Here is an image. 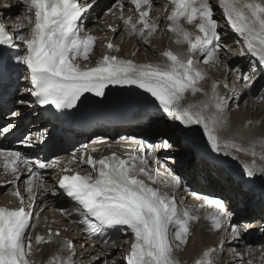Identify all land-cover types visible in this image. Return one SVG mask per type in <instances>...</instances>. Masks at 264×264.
Wrapping results in <instances>:
<instances>
[{"label":"snow or ice","instance_id":"6c2138e0","mask_svg":"<svg viewBox=\"0 0 264 264\" xmlns=\"http://www.w3.org/2000/svg\"><path fill=\"white\" fill-rule=\"evenodd\" d=\"M169 2L173 8L167 16L170 22L168 30L175 34L174 43L186 44L187 48L184 53L163 51L161 56L166 58L163 62L136 64L132 60L105 54L96 61L94 67H82L80 61L89 60L96 37L84 33L80 23L84 13L92 5H82L78 0H22L26 10L24 19L30 26V31L26 36L14 37L6 25L0 23V45L13 47L14 39L23 42L25 54L17 56L16 59L26 65L27 79L31 84L29 91L41 105H52L57 110L71 109L85 93L103 97L108 85H135L154 97L171 119L185 126L200 125L214 151L219 152L222 148H235L240 151L239 145L230 140H222L218 135L219 130L227 123L225 110L228 101L217 94L215 81L211 84L210 93H205V100L198 104L182 103L186 92L195 94L203 91L199 82L205 79L206 73L198 67L199 61L194 57L202 56L205 65L218 64L219 53L224 48L220 43V34L210 2ZM130 3L135 6L138 19L132 22V16L125 18L122 12L120 19L129 35L140 36L148 43V37L153 35L158 26L157 21L148 19L152 0H130ZM117 4L123 9L121 0H117ZM219 7L223 10L227 23L243 38L251 55L264 66V0H219ZM181 20L188 24L198 21L195 27L199 34L194 35L186 30ZM138 24L142 27L138 28ZM24 26L22 24L19 27ZM11 27L15 29L17 26ZM109 28L113 32L116 31L111 25ZM106 47L119 51V47L111 42H108ZM244 79L246 83L243 87L250 88L248 77ZM11 127L9 124L0 129V132L8 133ZM261 145L264 147V142H261ZM162 146L165 149L171 147L166 140ZM255 146L253 142L246 150L253 157L258 155ZM154 147L159 145L148 146V155H152ZM138 152L139 155L135 152L129 154L127 159H121L115 153L98 160L91 156L87 159L81 157L79 163L89 165L91 172L87 175H81L79 172L61 175L58 185L68 197L80 205L86 217H94L98 221L94 227L89 225L93 231H98L101 226H126L133 236L128 253L124 257L126 264H179L173 256L172 241H178L177 248L184 245L189 237L190 222L199 217L191 215L187 209H179L174 195L161 192L159 188L149 186L140 178L143 176L156 183V179L146 170L148 160L144 157L143 142H140ZM259 158L264 161V152L259 154ZM0 162L6 173L11 172L13 175V179L9 181L11 184L20 179V166L27 168L25 191L29 193L42 184L40 170L53 166L39 160L32 162L18 151L0 150ZM156 163L159 164V160ZM243 168L249 177L264 174V164L258 166L255 160L251 164L245 163ZM64 171L67 173L71 170ZM158 175L160 174L157 173ZM164 183L166 187L175 189L180 184V179L170 176V181ZM12 195L19 200L20 206L15 209L0 207V264H32L28 258L32 245L27 229L35 227L30 224L34 196L29 195L26 210L19 189ZM206 203L220 209L216 215L205 217L211 220L212 228L220 229L229 225L234 238H239L237 227L230 225L229 215L223 211V202L206 198ZM248 227L244 226L245 231ZM55 235L58 236L59 232ZM52 236L50 231L47 241L40 235H36L35 240L37 244L50 242ZM64 249L70 254L66 258L53 256L49 264H74L73 242L62 241L61 250ZM212 251L213 249H206L194 264H214L209 258Z\"/></svg>","mask_w":264,"mask_h":264},{"label":"bare ground","instance_id":"6f19581e","mask_svg":"<svg viewBox=\"0 0 264 264\" xmlns=\"http://www.w3.org/2000/svg\"><path fill=\"white\" fill-rule=\"evenodd\" d=\"M80 1H87L86 3L90 2V0ZM106 1L107 4L104 3L105 1H99L93 7L92 13L81 20L83 32L92 34L96 37L93 52L89 54V60L80 61L82 67L85 65L89 67L95 66L96 61L101 57L103 41L108 40L113 35L114 42L117 43L116 46H119L121 40H123V42L126 41L127 44L126 47L120 48L119 52L113 51L112 54L116 55L117 53L118 55L116 56L120 59L132 60L136 64L163 62L166 58L162 57L161 53L165 50L172 49L177 53L186 52L187 45H177L174 43L176 39L175 34L168 30L170 22L167 20V16L171 13L169 0H152V11L149 20L157 21L158 26L153 35L148 37V43H145L144 39L140 36L135 34L129 35L123 21L120 19L121 12L125 18L133 14L132 22L138 19L134 12V5L130 3V0H121L124 5V11H121V8L117 4V0ZM209 2L213 9V18L217 22L220 43L224 45V48H222L219 53L220 62L218 64L209 63L205 65L203 64L202 56L195 57V59L199 61L198 67H201L206 73L205 79L199 82V87L203 89V91L195 94L186 92L182 103L185 105L198 104L205 100V93H210L213 81L217 83L216 91L219 96L229 101L230 98L228 99L227 95H231V100L234 101L231 105L230 102H228V107L225 110L227 123L219 130L218 135L222 140H230L239 145L241 150L237 151L235 148H222L219 153L227 157L230 162L235 164L240 172L246 175L243 168L245 163L251 164L255 160L258 166L264 164V161H261L259 158V154L264 152V147L261 145V142H264V66H261L257 58L251 55L247 46L244 44L243 38L227 23L223 15V10L219 7V0H209ZM10 3L11 0H0V23L5 24L8 31L14 36L15 30L11 26L16 23L10 20L14 18V15L12 12L8 11V13L4 10L5 5L9 6ZM130 8L132 11H129ZM25 11L23 3L21 7L14 11L19 12L16 25L18 28L17 35L26 36L30 31V26L27 25V21L24 19ZM197 22L198 21H194L193 24H188L181 20L182 26L194 35L199 34L195 27ZM22 24L25 26L19 27ZM109 25L116 28V31L113 32L109 30ZM137 27H142V25L138 24ZM116 36L117 39H115ZM131 38L133 39L131 40ZM13 45L18 48H23V42L18 39L13 40ZM133 53L135 54L133 55ZM244 73L246 74L245 77H248V80L251 82L250 88L243 87L246 83L244 78L243 82L238 81L242 79L240 76ZM229 79L232 81L227 84ZM235 84L236 86L233 90L232 88ZM15 86L19 88L20 92L0 102V113L7 111L4 113V116H1L0 120L1 122L12 121L14 124L21 125V130L26 133L28 137L32 138L34 132L43 130L42 125L38 121L33 122L34 118L41 114L39 110L33 106L29 91V81L27 82L26 79H21L15 83ZM238 89H240V91ZM12 100H15V103H13L11 107H6ZM13 113H15V115H13ZM136 115H141L138 110L136 111ZM30 117L34 118L31 119ZM28 118L29 123L34 124L29 128L23 124ZM152 118L153 122L150 123L147 121V126H144L145 128L142 129V124L140 123V125L138 124V126L134 128L127 127L111 130V136H117V138L109 142H105L104 139L107 134L110 136V131L108 132V130H106L101 136L92 139L91 143L88 144L89 149L87 151L78 152V155L75 156V160H73L75 162L72 161L73 156L64 155L57 158V164L44 170L42 174V184L35 187L32 193L26 191L27 195H33L35 197V208H43L36 221L33 233L30 234L32 248L28 258L32 264H49L53 256L59 255L62 258L68 256L70 253L66 249L61 250V243L65 240H71L73 242L72 256L75 261L74 264H126L124 257L127 255L133 239L131 232L127 230V228H120L118 226H103V228L100 227V229L102 228L100 234H97L100 229L98 231H93V228L88 227L87 223H82V221H85L83 215L78 212L74 205L68 203L65 198L60 196V192L56 189V180L54 177H57V169H67L69 167L76 168L77 166H79V170L83 175H87L91 172V167L87 166L86 163H79L81 157L87 159L89 155L95 157L98 154H107L109 152L126 154L131 151L133 145L140 143L136 141L139 138L152 139L154 143L152 146L159 145V147H154L153 149H156L157 154H159L164 161L160 164L161 170L164 169L166 172L172 173L170 163H168L169 161H174L180 166L187 164L186 167L182 168L183 177L180 180V184L175 189L165 186L164 182L170 180L169 178L165 180L161 172H159L160 175L155 176L156 183H154V186L159 188L161 192L172 194L173 190H176L175 200L176 203H178V208L181 210L187 209L193 216L195 212L196 217H199L190 222L189 228H193V231L192 234H189L187 242L184 245L177 248L176 245L178 241H172L174 249L173 256L179 264H194V261L201 258L202 253L206 249H213L215 247L207 245L209 243L205 244L206 242L203 241L205 238L202 240L200 237L198 238L193 235V232L198 231L201 225L202 234H204L203 231H209V229L212 228L211 220L206 219L202 214L203 208L205 207L204 205L207 204L206 196L210 193L223 195L225 209H231L234 213L231 225L237 227L239 238L233 237L234 241L228 243L232 244V248L229 249L228 255H232V253L234 255L231 256L229 261L231 263H236L237 260H241L242 257H244L242 255L244 250L264 251V230H262L264 229V202L261 200L258 204L256 200L257 208L255 211H251V208L248 206L249 199L247 196H244V200H238L227 194L224 186L218 188L216 181L208 176L209 168L204 165L200 167L196 164L194 157L186 146L187 140L201 139L208 143L203 128L200 125L185 126L183 124L179 127H174L173 119L164 117L162 114H156V116ZM155 120L157 121L154 122ZM147 129L151 131L146 133L145 130ZM156 137H161V139L156 140ZM165 140L168 141V143L170 142L171 147L169 153H171V155H169L167 153L168 151L166 152L162 146ZM253 142H255V151L258 154L256 157H253L249 151H246L252 146ZM208 145L209 144H207V146ZM226 152L228 154H225ZM216 170L220 169L217 168ZM171 173H166L165 175L170 177ZM215 173L221 175L222 179H227L221 172L216 171ZM93 177H95V173H93ZM141 177L147 182L146 184L150 183V180L146 177ZM247 178L264 189V174H256L252 177L247 176ZM4 181H6V179L0 180L1 184ZM226 181L230 186L234 184L228 180ZM20 183L23 184V181ZM230 186L229 188H231ZM15 202L16 199L11 195L9 188H6L0 194V206L13 205ZM199 204L201 205L200 207ZM232 205L233 207H231ZM212 210L214 212L217 211L216 209ZM44 224L46 226L42 227ZM240 224L242 225L240 226ZM245 225L249 226L247 231L244 229ZM92 226L94 227L96 225ZM48 229H52L53 232L58 230L61 234L59 236L53 234L50 242L37 244L35 240L36 235L44 237L46 241L48 240ZM257 229L259 230L257 231ZM201 231H199V235ZM223 233L222 236L220 234L221 238L218 240V245L216 244L219 248H222L221 251L225 250L224 247L220 246L221 243L226 240V234L225 232ZM230 235L232 236V233ZM102 238L103 240L101 242L100 240ZM105 241L109 242L106 246L104 245ZM211 244L213 245V243ZM214 250L215 249L210 253L209 258L215 255L216 261L217 257L219 260H222L220 259L221 257L218 256V253H213ZM80 255L82 256L79 258ZM233 258L234 260H232ZM225 264L228 263L226 262Z\"/></svg>","mask_w":264,"mask_h":264},{"label":"rangeland","instance_id":"374dc122","mask_svg":"<svg viewBox=\"0 0 264 264\" xmlns=\"http://www.w3.org/2000/svg\"><path fill=\"white\" fill-rule=\"evenodd\" d=\"M10 1V0H9ZM14 1V2H13ZM22 0H11V3H10V5L8 6V7H5V11L6 12H12V14L14 15V18H12V19H10V20H12V21H15V25H17V18L19 17V12H14L15 11V9H17V8H19V7H21L22 6ZM13 4V5H12ZM19 6V7H18ZM8 12V13H9ZM15 32H14V37L17 35L16 33L18 32L17 30H18V28L16 27L15 29ZM19 32H21V31H19ZM115 39H117V36H116V38ZM133 38H131V40H132ZM123 40H121L120 41V43H119V46H122L121 48H123V47H126V44H127V42L125 41V42H122ZM117 44V43H116ZM121 44V45H120ZM123 44V45H122ZM135 53H133V55H134ZM227 72H228V70H227ZM245 73L244 74H242L240 77H242V79H239L238 81H242L243 82V78L245 77ZM231 79H229L228 80V83L227 84H229V83H231ZM241 82V83H242ZM235 86H236V84L234 85V87L232 88L233 90L235 89ZM239 88V87H238ZM239 91H240V89H238ZM19 93V92H18ZM227 98L229 99V101L228 102H230V105H231V103L234 101V100H231V95L229 94V95H227ZM1 117V116H0ZM115 137H117V136H115ZM199 140H201V139H199ZM5 190V189H4ZM3 190V191H4ZM207 205V204H206ZM206 205H204V206H206ZM238 205V204H237ZM237 205H236V207H237ZM211 206H213V207H211ZM211 206H209L210 207V211H211V213L210 212H208V213H206L205 215H204V217H206V216H213V214L212 213H215V214H217L220 210L215 206V205H211ZM216 207V208H215ZM205 208V207H204ZM203 208V209H204ZM225 208V207H224ZM212 209H216L217 211L216 212H214ZM225 213H227L228 215H229V218H230V225H231V223L233 222V219H232V216L234 215V213L232 212V210L231 209H225V211H224ZM194 216H196L195 215V212H194ZM35 226H36V222H35V224H34ZM240 226H241V224H240ZM35 228V227H34ZM34 228L32 227L29 231H31L30 233H29V231H28V233L29 234H32L33 233V230H34ZM238 228H239V225H238ZM201 229H202V225L201 226H199V229H198V231H194V232H196V233H194L193 232V235H195L196 237H200L204 242H206L205 244H207V243H209V244H207V245H209V246H211V247H213V246H215L213 249H215L216 247L218 248L217 249V252H215V253H218V256L219 257H221L220 259H222V260H219L218 259V257H217V261L215 260L216 258L214 257H210V259H213V262H214V264H215V262H216V264H225L226 262L228 263V264H264V251H259L258 252V250H247V251H243L242 252V255L244 256V257H242V259L241 260H237V262L236 263H231L230 261H229V259L231 258V256H234L233 255V253H232V255L231 254H229L228 255V252H229V249L230 248H232V244H228L230 241L231 242H233L234 240H233V233H232V229H231V227L229 226V225H224V226H222L220 229H213V228H211V229H209V231L208 230H206L205 232L203 231V233L204 234H202V231H201ZM220 230V231H219ZM192 231H193V228H189V234H192ZM199 231H201L200 232V235H199ZM211 231V232H210ZM217 231V232H216ZM198 232V233H197ZM210 232V233H209ZM213 232H214V234H213ZM220 232V233H219ZM223 232H225V234H226V240L225 241H223L222 243H221V247H224L225 248V250H223V251H221V249L222 248H219L217 245H218V240L221 238V236H222V233ZM206 233V234H205ZM232 233V236L230 235ZM210 234V235H209ZM214 236H213V235ZM217 234V235H216ZM219 234V235H218ZM220 234H221V236H220ZM224 234V233H223ZM217 236H219V237H217ZM232 238V239H231ZM227 241V242H226ZM211 243H213V245L211 244ZM223 243H224V245H223ZM211 244V245H210ZM217 244V245H216ZM226 244V245H225ZM243 249H244V247H243ZM221 252V253H220ZM124 253H125V251H124ZM214 253V252H213ZM221 254V255H220ZM81 256V255H80ZM80 258V257H79ZM232 260H234V258L232 259ZM231 260V261H232ZM225 262V263H224ZM230 262V263H229Z\"/></svg>","mask_w":264,"mask_h":264}]
</instances>
